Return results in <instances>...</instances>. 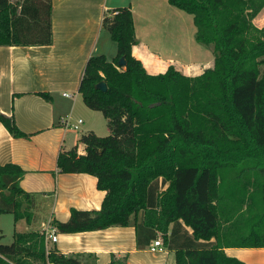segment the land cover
Listing matches in <instances>:
<instances>
[{"label":"trees","instance_id":"16d2710c","mask_svg":"<svg viewBox=\"0 0 264 264\" xmlns=\"http://www.w3.org/2000/svg\"><path fill=\"white\" fill-rule=\"evenodd\" d=\"M169 2L193 16L214 66L197 76L174 65L151 74L133 55L131 7L106 13L102 26L117 53L89 57L79 92L104 114L110 135L86 132L85 153L73 147L58 156L60 172L96 176L106 196L99 210L72 209L56 231L134 225L138 245L160 235L176 264H247L225 248H264V26L253 22L264 0ZM52 11V0H0V46L52 44ZM101 81L106 91L96 87ZM0 122L28 137L13 115L0 112ZM25 173L0 164V214L31 222L37 201L21 187ZM83 256L48 250L45 231L16 232L0 244V264H95ZM109 264L128 262L113 255Z\"/></svg>","mask_w":264,"mask_h":264},{"label":"crops","instance_id":"0c3cea01","mask_svg":"<svg viewBox=\"0 0 264 264\" xmlns=\"http://www.w3.org/2000/svg\"><path fill=\"white\" fill-rule=\"evenodd\" d=\"M52 1V44L0 46V112L13 115L18 127L28 134V137H14L0 122V164L20 165L26 171L21 187L36 193L35 208L42 207L48 212L40 226L33 227L23 218L26 220L23 233L43 232L48 226L57 230L55 222L68 221L72 209L102 207L106 191L98 188L97 177L60 172L58 156L60 151L73 147L85 153L83 143L79 147L68 142L70 129L64 127L62 119L71 115L78 105L79 97L75 93L79 91L89 57L102 53L112 60L117 53L116 42L102 26L106 13L131 7L138 39L133 55L151 74L164 73L171 65L183 73L192 72V68H198L199 55H205L204 47L200 46L195 49L196 57H183L184 30L188 27V31H194L196 26L191 14L171 5L169 0ZM138 17L145 23L141 28L136 21ZM253 22L257 27L264 26V8ZM205 58L207 65L214 66L215 56L213 60L211 54ZM182 59L187 64L182 66ZM40 92L51 94V100H46ZM56 234L57 241L47 239L48 250L66 255L84 254V261L95 264H109L113 255L126 257L128 264H176L175 252L165 245L162 251H151L150 245L156 238L138 245L134 225L77 233L56 231ZM225 251L247 264H264V248L227 247ZM88 254L92 256L87 257Z\"/></svg>","mask_w":264,"mask_h":264},{"label":"rangeland","instance_id":"374dc122","mask_svg":"<svg viewBox=\"0 0 264 264\" xmlns=\"http://www.w3.org/2000/svg\"><path fill=\"white\" fill-rule=\"evenodd\" d=\"M16 1V0H14ZM184 11V10H183ZM185 13V12H184ZM186 15V13H185ZM137 17V16H136ZM189 17H192L191 15ZM137 24L143 27L144 21L140 19L139 17L136 18ZM260 23V22H259ZM189 30L190 28L187 27ZM187 29L184 30V33L182 35L183 42L185 45L184 51V58H193L197 56V53H195L196 47H204V54L203 56L199 55L197 58L198 60V68L194 67L192 68V72L189 70H185L186 72L184 74L189 76H197L201 73H203L207 68H211L213 64H208V59L205 58L208 55L211 54V57L214 59V52L211 46H206L200 44L196 39V28L194 31ZM207 55V56H206ZM111 56V55H109ZM179 57V58H183ZM205 58V59H204ZM185 59H182L180 62L182 66L184 64H187V62L184 61ZM203 67V69L201 68ZM186 68V67H184ZM76 97H79V102L77 107L74 109V111L69 115L67 118L70 120L71 123L78 125V128H72L70 129V138L69 143L70 144H78L79 147L82 146V143L78 139L79 136H81L83 133H86L88 130H94L99 136L106 137L110 135V129L108 127V121L104 114L100 111L92 110L90 109L84 102L83 97L78 96L79 91L76 90ZM79 119L82 120V123H79ZM42 207L32 208V214L34 215L32 217V222H28L34 226L41 225L42 220H44V217H48V212L41 209ZM43 211V212H42ZM26 224L25 219H15V215L13 213H1L0 214V244H11L15 240V233L20 231L23 232L24 225Z\"/></svg>","mask_w":264,"mask_h":264},{"label":"built area","instance_id":"2783aa9c","mask_svg":"<svg viewBox=\"0 0 264 264\" xmlns=\"http://www.w3.org/2000/svg\"><path fill=\"white\" fill-rule=\"evenodd\" d=\"M64 95L72 96L70 93H64ZM78 122L82 123V120L79 119ZM62 124L64 125V127L68 128V129H72V128L77 129L78 128V125L71 123L68 118L62 119ZM45 234H46V239H49L53 242L57 241V239H58L57 234H56V229L53 226L46 227ZM150 249L153 252L164 250V242H163L162 238L161 237L156 238L151 243Z\"/></svg>","mask_w":264,"mask_h":264},{"label":"water","instance_id":"95a60500","mask_svg":"<svg viewBox=\"0 0 264 264\" xmlns=\"http://www.w3.org/2000/svg\"><path fill=\"white\" fill-rule=\"evenodd\" d=\"M125 64V59L121 58L119 61V65H124ZM98 89L102 90V91H106L107 90V84L105 81H101L97 84L96 86Z\"/></svg>","mask_w":264,"mask_h":264}]
</instances>
